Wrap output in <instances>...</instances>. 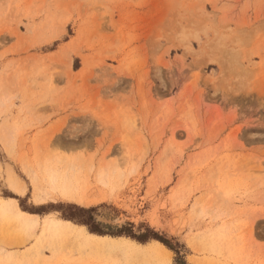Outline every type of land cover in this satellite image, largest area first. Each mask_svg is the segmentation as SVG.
I'll return each mask as SVG.
<instances>
[{"label":"rangeland","instance_id":"rangeland-1","mask_svg":"<svg viewBox=\"0 0 264 264\" xmlns=\"http://www.w3.org/2000/svg\"><path fill=\"white\" fill-rule=\"evenodd\" d=\"M261 167L264 0H0V264H264Z\"/></svg>","mask_w":264,"mask_h":264},{"label":"trees","instance_id":"trees-1","mask_svg":"<svg viewBox=\"0 0 264 264\" xmlns=\"http://www.w3.org/2000/svg\"><path fill=\"white\" fill-rule=\"evenodd\" d=\"M75 210H76V212L74 214H71L69 216H64V220L70 221L72 223H76L78 225L89 226L90 220L87 219V217H86L88 214L87 210L81 209V208H76ZM90 231L95 233V234L104 235V233H102V231L99 230V225L95 224V223L92 225V228L90 229ZM118 235L123 236L125 234L120 232ZM128 236L132 237L133 239L138 240L139 242H147L151 237L160 241V242H164V241H162V239L157 234L152 233V231H149L148 233L141 235V236L132 235L131 233Z\"/></svg>","mask_w":264,"mask_h":264},{"label":"bare ground","instance_id":"bare-ground-1","mask_svg":"<svg viewBox=\"0 0 264 264\" xmlns=\"http://www.w3.org/2000/svg\"><path fill=\"white\" fill-rule=\"evenodd\" d=\"M68 162V161H67ZM70 166V165H69ZM71 166L72 167H74L75 166V164H73L72 165V163H71ZM261 172H262V175H264V168L263 167H261ZM14 174V173H13ZM10 176H12V175H10ZM8 178V177H7ZM13 178H15V176L13 177ZM10 179V178H9ZM19 180V179H18ZM11 182V181H10ZM22 185H24L23 183H22ZM20 187H22V186H20ZM24 187H26V186H24ZM23 188V187H22ZM20 191V190H19ZM26 191V190H25ZM15 194H16V192H15ZM21 195V194H20ZM38 200V199H37ZM15 205L18 207V204H17V202L15 201ZM22 214L24 215V216H26V217H30V218H37L36 216H34V215H29V214H26V213H23L22 212ZM65 223H67V224H69V225H72L71 223H68V222H65Z\"/></svg>","mask_w":264,"mask_h":264}]
</instances>
